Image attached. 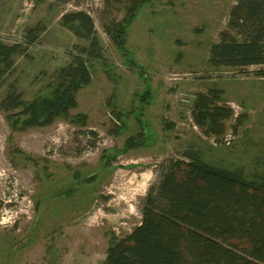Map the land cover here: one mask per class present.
<instances>
[{"label": "rangeland", "instance_id": "rangeland-1", "mask_svg": "<svg viewBox=\"0 0 264 264\" xmlns=\"http://www.w3.org/2000/svg\"><path fill=\"white\" fill-rule=\"evenodd\" d=\"M236 1L144 5L125 35L141 69L105 30L124 17L125 0H0V42L22 46L0 83V264H103L113 238L140 224L145 195L168 160L187 150L247 176L264 173V76L256 65L209 62ZM77 11L91 17L111 77L94 62L70 118L13 130L2 98L12 88L25 101L47 92L75 45L86 43L62 21ZM147 86L151 96L141 106ZM209 90L232 110L221 136L207 135L193 117L196 95ZM77 114L85 123L71 121ZM129 137L145 144L124 149Z\"/></svg>", "mask_w": 264, "mask_h": 264}, {"label": "trees", "instance_id": "trees-1", "mask_svg": "<svg viewBox=\"0 0 264 264\" xmlns=\"http://www.w3.org/2000/svg\"><path fill=\"white\" fill-rule=\"evenodd\" d=\"M125 1L124 17L105 30L122 55L128 56L126 29L151 0ZM62 21L86 43L75 45L72 61L55 71L46 93L25 101L16 89L6 92L1 107L9 112L13 130L70 118L77 93L92 80L94 62L112 75L91 17L77 11L64 14ZM227 27L210 47V64L240 69L256 65V74L264 76V0H237ZM28 35L34 41L36 35L32 31ZM21 47L0 42V83L14 69ZM127 59L142 69L132 56ZM217 95L215 90L199 93L193 103L194 120L207 135L221 136L232 116L229 107L217 104ZM150 96L147 86L139 94L140 105L148 103ZM116 114L121 119V113ZM85 119V114L71 117L77 124ZM144 144L141 138L129 137L124 149ZM183 156L168 160L158 183L145 195L140 224L124 237L113 238L103 264H264V173L247 176L240 168L214 165L193 150Z\"/></svg>", "mask_w": 264, "mask_h": 264}, {"label": "built area", "instance_id": "built-area-1", "mask_svg": "<svg viewBox=\"0 0 264 264\" xmlns=\"http://www.w3.org/2000/svg\"><path fill=\"white\" fill-rule=\"evenodd\" d=\"M231 138H232V136L229 135V136H227L224 140H226L227 142H230ZM4 221H5V220H4V218L2 217V219H0V223H3Z\"/></svg>", "mask_w": 264, "mask_h": 264}]
</instances>
